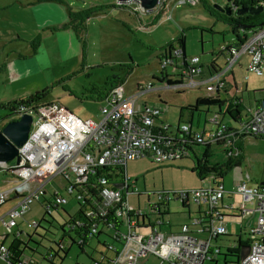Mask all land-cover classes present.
<instances>
[{"label":"built area","instance_id":"built-area-1","mask_svg":"<svg viewBox=\"0 0 264 264\" xmlns=\"http://www.w3.org/2000/svg\"><path fill=\"white\" fill-rule=\"evenodd\" d=\"M170 1L158 0L153 10L161 11L170 18L174 6L192 4L197 0H174L172 7ZM118 3L126 6L134 4L133 11H145L140 0H118ZM255 3V6L264 5L263 0H255ZM228 6L230 11L238 7L234 3ZM220 47L224 49L222 65L215 63L214 70L208 75L203 72L197 56H184L176 62L174 58H167L164 52L159 59L160 72L157 75L170 79L171 84H177L173 88L204 87L208 92L228 87V76H231L236 101L241 105V130L252 136L264 137V22L246 30L240 43L229 48L225 45ZM176 53H179L178 49L173 50L172 56L175 57ZM244 54L248 61L243 80L247 79V72L261 76L262 96L244 99L242 92L248 95L246 86L236 87L233 69L242 65L239 59ZM143 92L144 89L136 87L133 94L124 96L122 84H116L103 96L95 119L81 118L60 102H43L34 109L24 111L32 115V122L27 139L18 147L20 162L16 164L11 160L13 162L4 163L0 168H9L17 179L11 188L0 191V206L11 202L10 207L0 215V226L12 233L15 239L7 247L4 241L9 234H0V264H37L23 252L18 239L22 234L19 221L30 229L38 226L39 222L35 220L25 221L24 215L34 199L45 195V185L56 177L64 180L63 189L69 196L84 204L82 218L68 222L67 233H76L80 247L87 239L95 237L106 252L99 253L98 260H93L92 264H136L148 255H154L157 264L216 261L220 247L214 245L212 248V243L227 234L220 208L225 191L217 175L208 174L210 185L207 187L171 194L159 191V197L166 204L170 199L188 202L191 198L199 207L204 205L196 216L180 224L175 232L162 231L159 227L163 222L159 216L150 221L139 207L134 209L128 204L127 195L134 185L126 173L129 160L150 156L154 162L164 163L189 155L184 147L189 142L184 141V136L190 133L191 124L177 123L175 131L170 130L159 118V106L138 103ZM217 117V114L209 116L207 123L212 125L211 128L192 135L193 143L210 144L217 136L226 134ZM231 151L228 150V153L232 154ZM33 182L34 186L30 187ZM230 192L240 195L242 205L236 208L230 203L225 207L245 218V223L239 226V234H244L246 240L238 247L237 264H264V185L258 182L249 186L246 180H241ZM66 203L65 196L52 194L44 201L45 212L50 214L51 209ZM156 205L159 208V204ZM153 206H150V212L155 213ZM103 234L110 241L103 239L99 243ZM241 247L246 253L240 258Z\"/></svg>","mask_w":264,"mask_h":264},{"label":"rangeland","instance_id":"rangeland-1","mask_svg":"<svg viewBox=\"0 0 264 264\" xmlns=\"http://www.w3.org/2000/svg\"><path fill=\"white\" fill-rule=\"evenodd\" d=\"M62 1L68 13H82L86 31L85 29L81 31L80 36L84 43L82 44L79 39L77 41L74 34L73 39L65 38L64 43L68 50L63 55L58 47L59 41L55 39L59 38L58 33L63 32L62 27L56 28L55 38L49 35H43L41 38L40 35H36L34 41L36 40L35 46L38 52L33 56V60L36 66L38 62L40 68L37 71L33 68L29 78L41 81L45 73L48 74L49 79L38 89L48 88L44 102H60L81 118L95 119L107 86L116 78H122L126 70H129L122 83L123 95L133 94L136 87L144 89L138 103L147 102L159 106L161 109L159 118L169 125L170 130L174 131L177 123L178 125L190 123L192 135L211 128L212 125L207 123L210 112L205 113L204 108L201 107L202 110L191 114L190 110L180 112V107L193 104L197 96L209 95L212 92L206 91L204 87L183 89L164 87L162 81L152 79V76H157L160 72L159 59L163 45L180 34L184 38L185 57L198 56L202 63L209 61L211 56L217 55L222 43L233 41L235 37L230 26L210 14L205 7L213 6L215 3L225 6L231 4L233 0H197L192 4L181 3L173 7L170 18L157 10L150 12L139 10L135 15L134 4L126 6L129 11L119 7L118 0ZM173 5L174 0L170 1V7ZM68 16L69 14L67 18ZM50 18H61V15L57 10L53 13L51 11ZM69 33L67 32L68 36ZM221 58V55H217L213 61L221 66ZM247 61V55H242L239 59L242 65H237L233 69L236 87L240 89L245 85L248 90V95L242 92L244 99H248V96L263 95L261 76L247 72V79L243 80ZM228 79L231 81V76H228ZM234 94L235 90L232 86L225 92L223 88L220 89V95L226 98ZM6 113V109H0V116ZM5 122L1 120L0 127ZM240 141L242 153L240 165L230 166L222 177L224 185L228 188L238 184L242 179L246 180L249 186H253L264 176V137L245 135ZM223 148L224 145L214 143L208 148L194 145V154L190 153V156L172 162L156 163L150 156L129 160L126 164V173L134 185L127 195L128 204L134 209L139 207L147 214L150 221H154L158 216L150 212V206L159 204L160 212L164 213V221L170 222V226L164 223L160 225L161 228H170L173 232L179 230V222L186 220L184 212L186 208L181 206L178 199H170L167 208L166 202L159 197V191L163 189L171 194L180 190L209 186V175L200 179L197 171L194 170L195 158L205 154L208 162L225 165L227 158ZM3 164L0 163V168ZM16 182L17 179L12 172L0 169V191L11 188ZM63 186L64 180L58 177L45 185V195L34 199L24 215L25 221L35 220L39 222V227L27 228L20 220L19 228L22 234L18 239L24 252L37 264H92L93 260H98L99 253L106 252L97 243L95 237L87 239L85 245L80 247L76 233L74 231L67 233V223H72L74 219L80 220L82 214L76 200L64 191ZM58 193L66 197L67 203L58 206L56 210L51 209L49 215L46 214L45 199ZM230 200L236 208L242 205L238 193H234ZM188 203L191 217L196 216L199 205L191 198ZM10 205L11 202L1 205L0 214H3ZM199 208H204V205ZM225 218L228 233L212 243V248L214 245L220 247V254L216 261H206L204 264H237V255L228 254L224 259L223 254H226L227 248L236 245L238 223H245V218L241 215L232 219ZM7 233L9 235L4 244L9 247L15 239L12 233L0 226V234ZM27 235L31 236L30 240ZM245 237L242 234L241 243L246 240ZM72 239L74 242H71ZM103 239L110 241L107 235L103 234L99 237V243ZM56 253L58 255L54 256L53 254ZM245 253V248L241 247L240 258ZM50 255L53 257L48 260L47 257ZM43 256L46 259L42 258ZM157 261L154 255H148L140 258L136 264H157Z\"/></svg>","mask_w":264,"mask_h":264},{"label":"trees","instance_id":"trees-1","mask_svg":"<svg viewBox=\"0 0 264 264\" xmlns=\"http://www.w3.org/2000/svg\"><path fill=\"white\" fill-rule=\"evenodd\" d=\"M264 1V0H263ZM232 3L235 5H238L237 9L244 8V7H250V8H257L260 7L261 10H259L257 13H248L244 12L241 14H237L236 10L231 11L230 15H227L223 11H218L213 8V6H205L210 11V14L215 16L217 19L227 23L232 33H234L235 39L233 41H227L222 43V45H225L226 48H229L232 44L240 43L242 41V37H244V32L251 27L259 26L264 22V5L263 6H255V0H233ZM81 12H70L69 16L67 18V22L64 24L65 27L71 28L77 37L79 41L84 43L83 38L80 36L81 31H83L86 27V23L84 22ZM86 31V29H85ZM241 31V33H239ZM221 48V47H220ZM218 51L217 55H222V52H224V49H220ZM178 49L179 53H176L175 57L172 56L173 50ZM162 52L167 58H174L176 62H180L182 60V57L185 56L184 54V38L183 35L180 34L176 36L175 38L171 39L168 43L163 45ZM184 54V55H183ZM211 56L210 60L202 63L199 59V62L202 64V70L205 72V74H209L211 71L214 70V66H216L214 60V57L217 56ZM163 55L161 54L160 57ZM129 70H126L125 75L122 78H116L115 80L110 83L106 90L104 91L103 96L106 94V92L115 86L116 84H122L125 80V77L129 74ZM202 72V71H201ZM152 79L160 80L163 82H166L167 84L173 83L170 79L165 78L164 76L160 77L159 75L152 76ZM233 79L228 84L229 87H233L235 90V86L232 84ZM151 86V85H150ZM48 91V88H43L41 90L34 91L32 93L26 94L24 96H20L17 98H13L7 101L0 102V109H6L7 113L4 116H0V121H9L11 119L16 118L21 112H24L25 110L34 109V106H37L39 104H42L44 101V97ZM102 96V97H103ZM237 97L236 94L233 96H230L226 98L225 96H221L218 92V89L212 94L205 95V96H197L195 98V102L193 104H188L185 107H180V112L183 110H190L191 114L195 111H200L201 107L204 108V112H210L212 114H217L218 122L220 124H223V128L226 134H222L216 137L214 141L210 144L208 143H193V137L192 134L188 133L184 136V141L189 142V145H184L185 149L188 151L190 156V153L194 154V145H203L204 147L208 148L209 145H212L213 143L215 145H224L227 146L223 148V151L227 158V163L225 165H219V164H209L207 161V156L204 154L199 158H195L194 161V170L197 171V175L200 179L204 178L208 174H215L218 176V178L221 180L223 177V174L225 170H227L230 166H239L241 159H242V153L240 149V139L245 135H250L247 132H244L241 130L240 126L242 123L241 119V105L236 101ZM184 108V109H183ZM211 108L212 111H211ZM13 117V118H11ZM190 124V123H188ZM177 125V124H176ZM169 125H167V128ZM170 129V127H169ZM175 131V130H174ZM182 140V139H181ZM228 148V149H227ZM228 150H232V154L228 153ZM183 156L182 158L188 157ZM5 171H10L9 168H3ZM163 190V189H162ZM165 191V190H163ZM80 206V213H83L82 207L84 204H80L76 202ZM182 206L184 207L185 202H181ZM57 208H54L56 210ZM48 214V213H46ZM49 215V214H48ZM160 215H164V213H160ZM83 216V214H82ZM39 227V224L38 226ZM36 227V228H37ZM63 229V227H61ZM30 240V235H27ZM241 245V243L238 241V244L235 248H227V252L224 255V259L228 254H235L237 255L238 247ZM24 252V249H23ZM51 254V253H50ZM54 256L58 255L53 254ZM52 255V256H53Z\"/></svg>","mask_w":264,"mask_h":264},{"label":"crops","instance_id":"crops-1","mask_svg":"<svg viewBox=\"0 0 264 264\" xmlns=\"http://www.w3.org/2000/svg\"><path fill=\"white\" fill-rule=\"evenodd\" d=\"M64 4L62 0H0V102L37 91L39 87H43L42 85L49 79L47 73H45V77L41 81H35L29 78L33 68L36 71L40 68L38 62H36V66L33 60V56L38 52V48L36 49L35 46L36 40L34 41L37 37L36 35H40L41 38L43 35H49L55 38L56 28L62 27L61 30H63V32L58 33L59 38L55 39L59 41L58 47L61 51L60 53L63 55L66 54L68 50L64 43L65 38L69 37L73 39L72 37L74 34L77 40L75 32L71 28L64 26L67 22V14H69L63 7ZM117 5L122 9L130 11L126 5L119 3ZM55 10L59 11L61 18H50L51 11L53 13ZM133 12L135 15L137 14L136 11ZM67 32H70L69 36ZM30 45L33 46L30 47ZM28 60L29 62H27ZM46 68L44 69L46 70ZM53 75L54 72L52 70V77ZM227 89L228 87H225L223 91L225 92ZM218 92L220 94V89H218ZM209 164L212 163L209 162ZM221 183L225 192L220 201V208L226 225L227 219L225 217H231L232 219L238 216L236 211H232L225 207L230 203L234 205L230 200L234 196V192H230V190L235 185L228 188L224 185L222 179ZM34 184L35 182L31 183L30 187H33ZM225 199H227V201H225ZM166 207L168 208V203ZM184 207L186 208L184 211L186 213V220L179 222L178 226L187 222L191 217L189 213V203L185 202ZM199 209L198 207V211ZM159 217L162 219V224L167 223V225L170 226L168 220L164 221L163 215ZM238 225L241 226L242 224L238 223ZM159 228L162 231L173 232L170 228L163 229L161 226ZM237 234L236 243L238 244V241L241 243L242 233L240 232L239 234L238 231Z\"/></svg>","mask_w":264,"mask_h":264},{"label":"water","instance_id":"water-1","mask_svg":"<svg viewBox=\"0 0 264 264\" xmlns=\"http://www.w3.org/2000/svg\"><path fill=\"white\" fill-rule=\"evenodd\" d=\"M158 0H140V5L145 9L146 12L153 10ZM213 8L218 11H223L227 15H230L229 6H221L217 3L213 4ZM261 10L260 7H244L236 10L237 14L244 12L257 13ZM177 84H164V87H175ZM32 122V115L29 113H22L18 117L6 121L0 127V163H8L14 160L16 164L20 162V154L18 153V147L23 144L27 139L30 126ZM264 170V167H263ZM15 171V170H13ZM260 184L264 185V178L259 181ZM155 213L160 216V210L156 204L153 206Z\"/></svg>","mask_w":264,"mask_h":264},{"label":"flooded vegetation","instance_id":"flooded-vegetation-1","mask_svg":"<svg viewBox=\"0 0 264 264\" xmlns=\"http://www.w3.org/2000/svg\"><path fill=\"white\" fill-rule=\"evenodd\" d=\"M217 4H219V3H217ZM219 5H220V4H219ZM221 6H222V5H221ZM227 6H228V5H227ZM230 13H231V12H230ZM263 178H264V176H263ZM263 178H262V179H263ZM262 179H261V180H262Z\"/></svg>","mask_w":264,"mask_h":264}]
</instances>
